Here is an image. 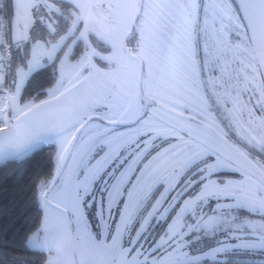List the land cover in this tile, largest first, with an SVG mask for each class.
<instances>
[{"label":"snow or ice","instance_id":"1","mask_svg":"<svg viewBox=\"0 0 264 264\" xmlns=\"http://www.w3.org/2000/svg\"><path fill=\"white\" fill-rule=\"evenodd\" d=\"M0 264H264V0H0Z\"/></svg>","mask_w":264,"mask_h":264}]
</instances>
